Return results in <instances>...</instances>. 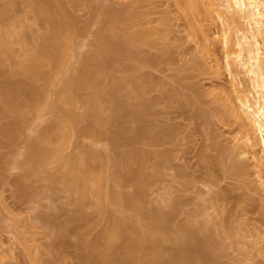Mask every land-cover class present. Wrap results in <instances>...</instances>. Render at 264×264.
I'll return each mask as SVG.
<instances>
[{"label":"rangeland","instance_id":"374dc122","mask_svg":"<svg viewBox=\"0 0 264 264\" xmlns=\"http://www.w3.org/2000/svg\"><path fill=\"white\" fill-rule=\"evenodd\" d=\"M0 1H2L0 8L5 6L4 9H0L2 12L7 9L8 3L6 0V2ZM24 1L13 0V4L18 6L14 4L17 7L13 5L12 8L9 5L7 9L11 12L15 11V14L9 12L11 19H16V22L12 20L11 27L15 37L12 34V37L10 36L15 41V43L11 41L10 45L18 54L14 60L17 63L15 65H19L23 56L30 60L37 56L29 37L32 39L34 34L45 31L47 25L44 20H35L31 17L30 10L25 11L27 7H23L22 2L26 4ZM59 2L64 4V9L62 6L61 9L68 12L71 24L74 22L68 28L72 41L71 38L68 40L70 45H67L66 53L70 55L66 54L67 57L62 62L64 64H61V68L66 66L65 62L69 64L71 61L70 64H76L77 61L74 60L77 53L90 52L95 49L96 44L99 46V40L95 38L97 32L104 28L102 26L106 25L103 11L107 5L122 7L127 21H131L122 31L128 34L144 33L142 37L135 39L136 42L129 45L131 46L129 54L121 56V59L118 57L117 62L115 59V62H110L114 65L111 64L109 70L111 75L115 76L112 78H119L118 81L128 77L130 79V76L131 78L137 76L141 81V84L135 85L136 90L141 89L137 91L139 93L135 91L138 97L136 93L127 90L130 89V84L128 88L127 85L125 86L127 89L123 88L124 91L120 90V93L127 90L131 95L123 93V97L128 96L124 100L121 94L122 109L124 108L123 111L126 112L121 113L122 117L117 121V124L122 123L118 126L123 125L125 129L128 128V133H135L137 139L134 141H137L132 142L133 147L129 143L125 145L127 143L124 142L121 143L122 145L119 144L120 146L115 144L116 147L114 145L116 141H112L111 138L107 140L108 137L101 136L102 138L97 137L99 138L97 139L81 134L77 127L75 131L72 128L69 129L71 136L68 135V142L66 139L65 146L63 143L64 147L62 146L60 150L62 157L56 158L60 155H54L48 160L50 164L47 161L44 162L47 164L41 165L42 163L36 162L34 164L32 158L26 154L28 153L26 141L34 137L37 129L47 124L45 121L50 117V111L44 107L28 108V111H25V119L28 118L25 122L28 123L19 125L20 128H17L19 131L13 134L15 136L13 139L11 135H5L6 132L3 133L0 129L2 131L0 132V264H82L80 255L82 247L79 246L81 238L93 239L97 233L99 235L101 228L109 224V219L96 213L93 205L91 212L87 207L90 215L93 209L95 211L91 217L92 222H89L90 225L85 226L84 219L83 223L82 219L81 223L78 222L79 219L73 221L72 212L76 205L71 202L69 191H65L63 187L65 183L62 172L63 174L66 172L67 175L70 169L66 166L67 162L65 163L67 154L79 157L84 147L88 146L101 149L102 152L104 150L106 153L110 151L107 153L109 165L105 167V173L110 172L112 168V175L115 173V166L118 165L115 164L118 160H115L114 154L119 158L120 153L127 150L129 152L131 148L147 151L146 156H142V161L146 160L145 163L141 161L144 170L142 173H145L141 179H147L146 184H141V179L138 178L140 182H136L137 186H135L136 183L132 184L135 179L131 181L133 177L131 176L127 177L131 179L125 178V184L115 186L112 177L111 187L108 189L120 186L122 190L125 187L124 193L133 194H136L137 188L141 189L142 191L138 190L144 200H140L141 203L144 202L141 206L144 208L141 210L145 211L147 207L149 212L161 206L163 208L161 213L164 214L166 211L169 213L166 212V215H170V223H173L170 225L173 228L178 222L181 225L184 220H189L190 224L196 221V224L195 222L193 224L199 229L196 232L195 228L193 232L195 235L193 234L192 238L195 237L194 240L197 239L198 242L190 241L188 246L191 243L190 248L196 253H201L199 247L203 245L202 239H209L212 247L208 249H213L207 252V255L205 253L206 257H203L200 264H220L219 262L264 264V153L261 136L253 125L248 128L240 120L234 119L229 111L232 109L230 107H234L233 109L243 114L244 109L240 105V100L244 96L250 102L256 101L255 87L244 73L239 59V56L245 58L246 52L239 55L236 42L243 33L254 30L252 24L249 25V22L229 8L225 0H60ZM23 8H25V16L21 13L24 12ZM18 17H22L23 20ZM1 21L12 22L9 16L0 19V24ZM20 32L26 35L22 33L24 36H21ZM17 35L27 43L20 41L21 37ZM70 41L73 43L71 44ZM20 42H23L24 46ZM18 46L22 50H18ZM78 59L79 57L76 60ZM55 77L57 78V75ZM116 79L112 81H117ZM105 82L106 85H111L110 79ZM105 82L103 80L102 83L105 85ZM50 92L53 91H49V96L54 95ZM103 96L107 97H102L105 102H102V106L105 113H109V108L111 110L109 95ZM125 101L131 103L134 111L139 113L138 117H135L134 111V113L130 112L132 108L128 107L129 104ZM76 105L74 109L83 119L84 115L81 114L84 108L79 103ZM136 107L141 112L135 109ZM7 119L9 117L0 116L1 128ZM82 121L85 124V119ZM245 131L252 136L251 142L244 139ZM6 136L11 139H5ZM150 154L151 156L155 154L156 157H151ZM112 162L115 165L114 169ZM104 197L105 195L102 198ZM105 198L108 199L103 200L102 206L106 211L109 209V212L117 214L123 211L128 213L129 210L130 213L128 208L120 211L110 201L112 198L110 200L109 197ZM159 207L157 210H160ZM143 215L141 217L144 220L146 217L144 215L143 218ZM89 217L88 215L87 219ZM142 219L140 221L144 223ZM73 225L79 226V229L75 227V231ZM72 228L74 229L71 230ZM215 244L220 246L215 248L217 247ZM168 246L167 248L175 247V245ZM176 249L177 247L170 250L171 253L177 252Z\"/></svg>","mask_w":264,"mask_h":264},{"label":"bare ground","instance_id":"6f19581e","mask_svg":"<svg viewBox=\"0 0 264 264\" xmlns=\"http://www.w3.org/2000/svg\"><path fill=\"white\" fill-rule=\"evenodd\" d=\"M6 1L5 2L8 3V7L6 8L9 9V5H11L13 8V5L15 4H13V0ZM25 1L24 2L27 5H24L23 2L22 4L23 7L26 6L27 9H25V7L23 8V11L24 9L25 11L30 10L29 15L31 17H33L35 20H44L47 25H45L46 27L44 26L45 31L43 30L40 33L38 32L34 34L33 37L32 34H30L32 39L29 37L30 35L28 36L29 39L32 40L31 46L35 50L37 56L35 58L33 57L34 59L30 60L26 59V56L21 55L24 58H20L22 59L20 61L18 59L20 63L19 65H15L17 63L14 60H16L15 58H17L16 55L18 56V54L14 51L10 43L11 41L15 43V41L12 40L13 38H11L12 35L15 34L12 31L11 27L13 26V21L15 20L16 22V19H11V16L9 14V12L14 13L15 11L11 12V10L8 11L6 9L1 12L3 6L2 8H0V17L3 15L0 19H3V17L5 16H9L10 20H13L12 22L8 21L9 23H5V21H3L4 24L1 21L2 24H0V116L4 115L6 116V118L9 117V119H7L8 121H5L3 128H1L2 125H0V129L3 130V133H7H4L5 135H11L13 139L15 137L13 136V134H16L17 131H19V125L25 124L27 122H25V120L28 119H25V111H28V108L37 109L40 107H44L46 110L50 111V117L48 118V120L45 121L47 124L45 123L46 125H43L44 127L40 129H35L36 132L34 131V137H31L29 141H26L28 150V153L26 154H28V156L32 158L33 163H42L41 165L47 164L44 162H47L48 160L52 159L50 157L54 155H60L56 158L62 157V152H60V150L62 149L63 143L68 138V135H70L69 129L72 130L73 128L74 130L76 127V129L81 131L80 133H83V135L86 134L87 136L96 138L105 136L108 137L106 138L107 140L111 138L112 141H116L114 142V145H122L124 142V144L127 143L125 145H128L129 143L131 144V147H133L132 142L137 139L136 134L133 133L135 134L133 135L131 132L128 133V128L125 129V126L123 125L118 126L122 123L118 122L119 124H117V121H119L118 119L122 117L121 113H123L124 111L126 112V110L123 111L124 108L122 109L123 101L121 99V94L123 97L128 92L127 90H129V92L131 93H136L138 90L141 91V89H135V85H137L138 83L141 84V81L137 76L133 78H131L130 76V79H128V77L127 79L123 78L124 80L121 79L118 81L119 78H112L115 76H112V73L109 70L111 69V64L114 65V63L110 64V62H117V60L121 59V56L129 54L131 49V46L129 47V45H132L133 42H136L138 37H142L144 33L136 32L135 34H128V32L122 31L125 30V28L129 24L128 22L131 21H127V17L122 7L120 8L117 6L114 7L112 5H107L104 7L103 11L105 13L104 16H106L104 20L106 25L102 26L104 28H102L101 31L99 30L97 32V38H95L99 40V46H97L96 44L97 47L95 46V49H92V51L90 50V52H83L82 54L77 53V56L74 60L77 61V63L75 62L76 64H70V61V63H67V65L65 62L66 66H62L61 68V64L63 61H65V57L70 55V53H66V50H68L67 45L69 44L68 40L71 38L72 41V37H70L69 35L70 31H68V28L74 22L71 24L68 12L66 13V11H62V9H64V4L62 2H59L60 0ZM225 1L228 4L229 8H232L233 11L238 13L243 20L249 22L248 24H252V26L254 27L253 31L249 30V33H243L236 42L239 47V55L243 52H246V57L243 58L242 56H239V59L243 66L244 73L247 75L249 81L255 87L256 101L250 102L246 96L242 97L240 100V105L244 109L243 114H240L238 110L236 111V109H233L234 107H230L232 108L231 110L229 109V111L231 112L230 115L232 114L231 116L234 119L240 120L242 124H244L248 128L250 125L254 126L255 130L258 131L261 136V142L263 145L264 153V0ZM61 6L63 7L62 9ZM19 9L22 11L21 8ZM25 11L21 13L24 15L26 13ZM6 13L9 15H7ZM21 15L19 14V16ZM26 16L28 17V15ZM22 17L18 18H21L23 20L24 17ZM13 18H15L14 15ZM18 18L17 23H19ZM69 30H71V28ZM16 31L18 32V30ZM23 32H20L21 36H24L22 35ZM18 36L19 35H17V37ZM21 36H19V38ZM20 39V41L24 42L22 37ZM98 40H96V42ZM71 41L70 43L72 44L73 42ZM23 42L20 43H22L23 45L26 41L24 43ZM18 47L19 48L17 49L19 50L20 46ZM24 49L26 50V48ZM66 54L68 55L66 56ZM77 57H79L78 60H76ZM118 57L119 59H117ZM56 75L57 78L55 77ZM106 78L110 79L111 82H109V84L111 85H106L105 80L109 81V79ZM112 79H116L117 81H112ZM103 80L105 82V85L104 83H102ZM129 84L131 85V87L129 86ZM125 86L127 88L129 86L130 89L125 88ZM123 88L127 89L125 90L126 92H123ZM121 89H123V91L121 92H123L124 95L123 93H120ZM50 90L53 91L54 95L49 96ZM51 93L52 92H50V94ZM103 95H109L110 97H108L109 104L111 105V110L109 108L108 111L109 113H105L104 108L102 106V99L104 97H107ZM130 95L131 94H128V96ZM128 96L123 97V99H126ZM104 101H106V99H104ZM126 101L125 103L129 104L128 107L132 108L131 103H127ZM76 103H79V105L83 106L84 108V112L81 115H84L83 119H85L86 121H84L85 124H83V119H81L80 114H78L74 109ZM142 103L144 102L142 101ZM106 104L104 105L106 106ZM133 105L136 104L133 103ZM139 105L137 106L140 107ZM108 106L109 105H107V107ZM135 109L140 111V109L137 107ZM133 111L134 108H132V111L130 112ZM134 112L133 113L136 114L135 117H138L139 115L137 116V114L139 113H136V110ZM38 120L41 121L40 118H38ZM125 132L127 133L125 134ZM245 132V136H243L244 139H246L247 142H251L252 136L249 134V132ZM8 138L9 137L6 136L5 139ZM66 142H68V139ZM99 150H97L96 148H90L88 146L87 148L84 147L82 153L80 152L81 154H79V157L67 154V157L65 158V163L67 162L66 166H68L70 169L68 168L69 171L67 169V175L65 172L66 170L64 171L65 175L62 172V178H64L63 183H65V186L63 185V187L65 188V191H69V198L72 199L71 202L73 201V205H76V207H74L73 209L74 211L76 209V213H74V211H71L72 215H74L73 221L75 219L76 221L79 219L78 222H80V220L82 219L81 222L83 223L84 219V224H86L85 226H87V224L90 225L89 222H92L93 219L91 217H93V213L95 211L96 213H99V215L109 219V224H106L107 227L105 226L104 228H101V232H99V235L97 233V235L93 239L90 238L91 240H86V238L83 237V239L81 238V241H79V246L81 245L82 247L81 252L83 253L84 251L83 254H80L82 258V264H200L201 261L204 259L203 257H206L207 252L209 253V251H213V249H208L209 247H212V243L208 241L209 239H202L203 242L201 240V242L203 243L202 247L196 246L200 248L201 253H196L193 249H191V243L190 246H188L190 241H197V239H195L196 241L194 240L195 237L192 238L194 234L193 232H195V228L196 232L199 229L195 225L196 221L193 220L195 224H193L194 222L190 224V222L188 223L189 220H184V222L182 221V223L184 224L181 223L180 225V222H178V226L174 225L173 228L171 226L173 223H170L169 220L170 215H166L167 211H163L164 214L161 213V209H163L161 208V206H158L160 210H157L158 207H155V209L153 208L154 210L151 209L152 211L149 210V212H147V207L145 211L144 209H142L143 211L141 210V208H144L141 207L142 203L144 204V202L141 203L140 201H144L141 197L142 194L139 193V191H142L141 189L139 190V188H137L139 190L138 191L134 188L135 190H137L136 194H133L132 192L124 193L123 189L125 187L121 190L122 187L120 188V186H118L119 188L117 187L118 189L115 187L112 189H108V187H111L110 181L112 177H114L113 179L115 180V183L112 182V184L114 183L115 186L117 184H123L124 180H126L125 178L131 176L134 177H131V181H133L134 179L136 180H134L135 182L133 181L132 184L134 183L135 185L136 182H140L138 178L141 179L142 175L145 174L142 173L144 171L143 166L141 164L143 162L142 156H146L147 151L145 152L142 151V149L140 151L138 149L135 150L131 148L129 152H127L128 150L126 149L127 153H120L119 158L117 154H114L115 160H118L117 162H115V164H118V168L113 164V162L115 161L113 160L111 165L113 169L115 167L116 169H114L115 173L112 175V168L110 169V172L105 173V167H108L109 165V155H107V153H109L110 151L106 153L104 152V150L103 152L101 149ZM104 153L107 156H105ZM152 155L154 156H151L150 154L151 157H156L155 154ZM116 156L118 159L116 158ZM157 158L155 159L157 160ZM160 158L159 163L161 162ZM109 160H111V158H109ZM111 161H109V163ZM145 161L146 160L144 159L143 163H145ZM162 161L164 162V160ZM48 162L49 164L51 163L50 161ZM154 166L157 167V165ZM109 174H111L112 176ZM143 180L141 179V184H146L145 181L147 179L144 181ZM127 181L129 182L130 180ZM128 182L126 185L129 184ZM135 186H137V183ZM137 193L140 195H137ZM104 195L105 197H109V200L112 198V200L110 201H112V203H114L120 211H123L122 209L125 210V208H128L130 209V213L128 210V213H124L123 211L124 214L121 212V214L119 212H117V214H114L111 211L110 214L108 209V214L104 206H102L104 204L103 200L106 199L105 197L102 198ZM107 204L105 206H107L108 208ZM92 205L93 208L96 210L94 211L93 209L92 214L90 215ZM87 207H89L90 212L87 211ZM167 214L169 213L167 212ZM88 215L90 216V220L87 219ZM142 215L143 218H145L146 220L142 219ZM70 218L72 219V217ZM140 218L144 221V223L140 221ZM87 220H89L88 223ZM200 224L199 227H201ZM73 227H77L79 229V226L73 225ZM74 228H72L71 230H73ZM74 230L76 231V228ZM170 243H172L173 245H171ZM200 243L199 245H201ZM165 244H170V247L175 245V247H177V252L174 251V253L172 251L173 253H171L170 250H174L175 247L167 248L168 245L165 246ZM218 246L220 245L218 244ZM218 246L215 248H218ZM206 249L208 250L206 251ZM193 252L195 254H193ZM219 263L223 264L221 262Z\"/></svg>","mask_w":264,"mask_h":264}]
</instances>
